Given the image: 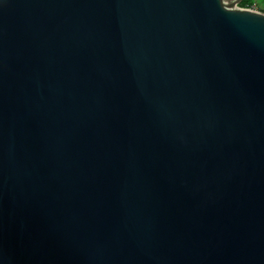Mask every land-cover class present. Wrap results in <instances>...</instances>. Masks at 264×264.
Here are the masks:
<instances>
[{"label": "water", "instance_id": "95a60500", "mask_svg": "<svg viewBox=\"0 0 264 264\" xmlns=\"http://www.w3.org/2000/svg\"><path fill=\"white\" fill-rule=\"evenodd\" d=\"M241 1L0 0V264H264Z\"/></svg>", "mask_w": 264, "mask_h": 264}, {"label": "crops", "instance_id": "0c3cea01", "mask_svg": "<svg viewBox=\"0 0 264 264\" xmlns=\"http://www.w3.org/2000/svg\"><path fill=\"white\" fill-rule=\"evenodd\" d=\"M248 1L251 3V6H249V7H253L254 9L264 13V2L258 4V2H256V0L255 1L254 0H248Z\"/></svg>", "mask_w": 264, "mask_h": 264}, {"label": "trees", "instance_id": "16d2710c", "mask_svg": "<svg viewBox=\"0 0 264 264\" xmlns=\"http://www.w3.org/2000/svg\"><path fill=\"white\" fill-rule=\"evenodd\" d=\"M240 7H249L251 3L248 0H242L239 4Z\"/></svg>", "mask_w": 264, "mask_h": 264}, {"label": "rangeland", "instance_id": "374dc122", "mask_svg": "<svg viewBox=\"0 0 264 264\" xmlns=\"http://www.w3.org/2000/svg\"><path fill=\"white\" fill-rule=\"evenodd\" d=\"M254 1H255V0H254ZM256 2H258V4H260V3H263L264 0H256Z\"/></svg>", "mask_w": 264, "mask_h": 264}, {"label": "built area", "instance_id": "2783aa9c", "mask_svg": "<svg viewBox=\"0 0 264 264\" xmlns=\"http://www.w3.org/2000/svg\"><path fill=\"white\" fill-rule=\"evenodd\" d=\"M248 8H250V9H254L253 7H248ZM254 10H256V9H254Z\"/></svg>", "mask_w": 264, "mask_h": 264}]
</instances>
